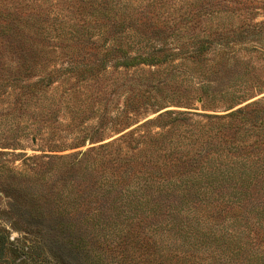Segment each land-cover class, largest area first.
Instances as JSON below:
<instances>
[{
	"label": "trees",
	"instance_id": "obj_1",
	"mask_svg": "<svg viewBox=\"0 0 264 264\" xmlns=\"http://www.w3.org/2000/svg\"><path fill=\"white\" fill-rule=\"evenodd\" d=\"M65 1L43 12L44 4L13 0L11 6V0H0V47L12 48L26 72L39 45L68 56L60 67L49 59L34 81L1 80L0 98L9 88L15 103L46 100L62 77L97 83L109 67L161 66L172 57L197 61L213 47L224 64L232 42L264 41V22L221 23L214 15L205 24L208 36L196 35L189 26L215 12L208 7L213 0H178L182 8L173 12L168 4L174 0ZM187 31L193 34L188 37ZM171 37L175 42L168 43ZM142 87L126 99L121 113L105 114L98 128L120 130L125 124L127 129L129 113L151 102L152 93ZM76 92L61 98L73 100ZM239 104L224 115H199L206 121L172 110L147 120L130 134L137 136L133 150L140 149L144 160L115 149V142L54 154L102 142L95 141L97 129L43 151L30 160V170L47 185L59 186L52 201L61 205L58 216L74 221L60 226L108 231L106 239H118L120 264H264V100L235 109Z\"/></svg>",
	"mask_w": 264,
	"mask_h": 264
},
{
	"label": "rangeland",
	"instance_id": "obj_2",
	"mask_svg": "<svg viewBox=\"0 0 264 264\" xmlns=\"http://www.w3.org/2000/svg\"><path fill=\"white\" fill-rule=\"evenodd\" d=\"M44 1L27 0L36 6L43 5ZM56 3L67 5L65 0H50L42 11L54 10L50 4ZM212 3L208 7L215 12L187 25L200 37L208 36L205 24L211 15L223 18L220 22H264V0H249L247 4L238 0H213ZM24 8L28 9L25 5ZM168 8L171 12L179 10L182 3L174 0ZM185 34L190 37L193 32ZM172 42L174 38H168V43ZM211 50L197 61L172 57L161 66L143 65L128 70L109 67L97 83L81 84L73 78L62 77L48 89L46 100L15 103V92L7 89L10 95L6 92L0 98V264H120L118 239H106L104 235L108 231L92 229L89 225L79 231L60 226L74 221L58 216L61 205L52 201L59 186L53 187L38 179L30 170L33 162L30 160L40 158L43 151L54 145H67L77 137L92 135L97 129L100 132L95 141L103 139L102 142L54 154L69 155L115 142V149L120 147L129 157L144 160L140 149L133 150L137 136L130 134L160 113L169 110L190 113L187 119L206 121L199 115H224V110L231 105L241 103L235 108L238 109L264 100V41L232 42L226 51L231 55L230 60L224 64ZM36 52L37 57L31 59V68L26 72L14 50L1 46L0 60L4 65L0 62V81L10 77L34 81L44 75L39 67L43 69L42 65L49 59L55 61L59 56L58 61H50L57 67L68 60L64 50L51 45H39ZM142 85V89L152 93L151 102L146 101L147 106L129 113L127 129L125 124L118 127L120 130H112L107 124L98 128L105 114L112 116L119 110L121 113L126 99ZM66 91H77L75 99H62ZM180 129L185 131L188 126L183 122ZM150 130L161 131L157 127ZM14 143L18 145L16 150L10 146L3 148ZM30 175L33 179H29Z\"/></svg>",
	"mask_w": 264,
	"mask_h": 264
}]
</instances>
